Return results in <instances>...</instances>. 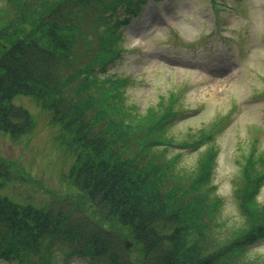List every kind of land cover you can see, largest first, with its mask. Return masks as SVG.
Segmentation results:
<instances>
[{
	"label": "trees",
	"instance_id": "obj_1",
	"mask_svg": "<svg viewBox=\"0 0 264 264\" xmlns=\"http://www.w3.org/2000/svg\"><path fill=\"white\" fill-rule=\"evenodd\" d=\"M146 1L4 0L0 6V132L16 140L34 129L30 112L13 102L18 95L49 111L50 124L69 136L68 177L100 222L65 200L37 207L0 192V261L132 264L131 247L106 227L117 222L139 246L142 264H264L241 259L264 239V204L254 201L264 167L247 159L238 190L244 221L225 236L211 234L215 212L209 184L202 190L201 184L213 152L201 159L202 173L183 184L164 155L173 144L165 134L173 108L140 117L125 94L129 80L108 72L122 56L124 28ZM6 167L0 160V189Z\"/></svg>",
	"mask_w": 264,
	"mask_h": 264
},
{
	"label": "rangeland",
	"instance_id": "obj_2",
	"mask_svg": "<svg viewBox=\"0 0 264 264\" xmlns=\"http://www.w3.org/2000/svg\"><path fill=\"white\" fill-rule=\"evenodd\" d=\"M211 1L147 0L124 28L122 56L108 72L129 80L125 94L140 117L151 119L153 109L173 108L165 129L173 144L164 155L173 159L183 184L202 173L201 159L213 152L201 190L209 184L215 212L210 233L225 236L244 221L238 190L247 159L264 167V0ZM13 102L30 112L34 129L16 140L0 132V160L9 170L1 194L37 207L65 200L100 223L87 196L68 177L73 158L67 132L50 124L49 111L34 98L18 95ZM255 194L254 201L264 204V181ZM106 227L131 247L132 264H142L130 231L117 222ZM254 258L264 259V239L241 257ZM72 264L85 260L76 257Z\"/></svg>",
	"mask_w": 264,
	"mask_h": 264
}]
</instances>
